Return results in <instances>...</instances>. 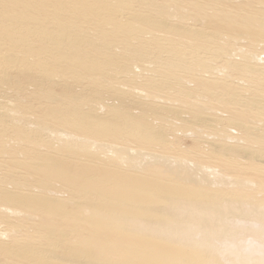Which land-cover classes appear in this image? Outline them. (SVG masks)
<instances>
[{
	"label": "rangeland",
	"instance_id": "374dc122",
	"mask_svg": "<svg viewBox=\"0 0 264 264\" xmlns=\"http://www.w3.org/2000/svg\"><path fill=\"white\" fill-rule=\"evenodd\" d=\"M116 1L119 7V13L116 14L117 22L141 30V35L144 41L149 43L150 49L135 54L136 50L132 48V53L122 57L121 55L125 52L120 45H114L110 51H104L117 56L119 61L127 60L129 64L138 67L132 74L120 70L117 66L103 67L106 73L112 74L110 80L112 86L124 89L123 91L127 90V94L121 95L113 90L98 91L103 84L101 81L96 86L89 84L86 80L83 84L68 83L63 80L48 83L33 73L21 72L22 75H20V72L13 67L2 70L0 72V84H2L0 85V125L3 129L7 128L3 132L6 135L5 139L13 136L12 130L16 127L24 129L28 134L31 129L41 126L40 124L33 126L31 123L35 121L32 118L45 115V112L48 113L53 108L55 111H60L61 115L58 116L63 115L61 119L65 120L78 118L83 122H102L109 126L116 122L120 130L117 133L110 131L109 133L113 135L106 137H114V139L119 137L133 143L134 139L131 135L123 130L126 126L123 127L122 121H119L120 115H123L130 117L133 121H143L142 129L143 133L149 137L148 145L157 146L155 147L157 153L170 158L181 156L193 162L198 159L203 169L196 172L197 170L192 167L174 164L171 165L175 167L174 173L164 176L152 170L147 176L130 175L136 180L132 179L134 177L127 178L129 180L122 182L118 187L125 193L122 199L113 198L110 192L105 191V187L115 179L123 181L125 178L111 173L108 169L111 167L103 162L105 160L102 156L93 157L95 160L90 159L91 162L78 157L80 164L83 167L86 166L84 170H79L80 165L71 166V162L74 164L71 160V146L60 138L56 131L61 127L67 128V124L64 125L61 121L54 123L48 121L49 126H41L39 134L31 136L34 138L36 148L41 144H47L51 148L58 149L55 154H46L52 158L44 162L45 171L51 175L52 180L40 181L32 175L25 177L22 183L33 189H42L57 183L65 186L66 190H70V194H55L62 198V201L51 202L48 208L40 203L35 205L34 208L41 211V218L48 214L49 220L57 222L56 225L50 223L43 224L44 227L34 224L30 226L26 223L20 225L22 228L19 233H11L8 240L5 238L3 241L0 240V264L6 262L15 264L18 260L27 261L30 264H41L48 257L53 258L52 255L55 259H60L63 264H264V183L246 184L248 187L238 188V185L242 184H235L228 176L238 169H243L246 173L248 170L254 172L251 178L258 176L264 178V124L261 123L264 122V35L253 42L250 39L247 40L245 35H241L236 37V42H233L229 39V32L226 31L225 34L221 32V26L226 19H217L211 15L196 18L195 14L199 6L216 8L219 1L190 0L192 4L185 3L178 7L170 6V0H150L148 3L143 0ZM231 5L241 10V14L249 9L237 1ZM181 7H185L183 10L187 15L179 17ZM258 8L251 7L248 13L261 14ZM232 20L234 25L241 23L236 17ZM153 44H158L162 48L177 45L181 53L157 51ZM220 47H227V50L248 49L260 54V59L254 58L250 62L240 64L238 56H235L236 59L233 57V60H229L230 54L227 56L217 52L214 54ZM91 53L95 54L92 51ZM236 62L238 65L235 66ZM223 63L233 64L236 71L230 70L231 73L228 74V69V73H225L220 69ZM244 69L248 71L245 73ZM228 75H231L229 80L233 78V81L238 84L246 85L250 79L252 82L249 86L250 90L247 85L244 89L247 92L238 87L235 92H224L223 89L229 82L226 79ZM250 76L252 78H249ZM37 78L40 82H37ZM197 78L216 80L220 83L218 85L223 87L203 93L196 89L195 79ZM239 87L242 88V86ZM131 89L137 92L129 96L128 91ZM145 90L156 93L159 98L154 100L144 97L140 91ZM31 93H37L39 97H29ZM45 93L60 100L62 111L57 110L55 107L57 104L49 108L45 107L49 103L40 95ZM239 93L243 95L240 103ZM199 95L210 102L216 110L226 106H229L228 109H232L233 106L241 108L244 106L251 118L259 125H251V128L241 120L229 125L210 114L196 113L187 102L195 100ZM70 98L73 101L76 100V104L82 105L85 112L83 116L72 115L65 111L67 106H70ZM243 101H247L245 105ZM226 102L229 105H225ZM106 103L107 106H111L109 110L106 109L109 112L95 110ZM94 106V109H89ZM10 108H14L11 113L8 112ZM115 112H119V115ZM68 114L70 116H67ZM175 126H177L176 129ZM238 129L244 136V149L231 148L230 144H224L222 139L218 140L219 138L215 136L216 133H220L236 137L239 135ZM71 131L78 135H82L81 131H90V135L99 138H105L102 134L107 133L101 132L93 125L76 130L71 127ZM120 139L115 141L121 142ZM20 145L23 148L24 143L20 142ZM39 159L40 161L31 163L42 164L44 157ZM27 163L20 161L19 165L27 168ZM98 163L101 164L98 165ZM178 166L182 168L180 171ZM34 167V171H29L28 168L27 170L38 175L39 167L35 164ZM220 168L228 169L229 174L219 176L215 171ZM177 172L180 175L176 174ZM210 173L217 174L218 177ZM5 176V173L0 170V180L8 185L4 180ZM38 176L43 175L40 172ZM84 182L92 188L84 189L81 185ZM10 188L11 186L8 185L4 190L8 193L4 192L2 195L13 196L9 193ZM81 189L86 192L85 197L93 200V204L85 205L79 200L78 192ZM199 190L203 199L200 202L192 200ZM147 195L154 197V199L151 198L153 203L148 202ZM34 196V199H39L37 194ZM13 197L15 198L13 202H16L18 199ZM58 203L64 211L57 209L56 212ZM13 204L21 209L25 207L19 204V200ZM51 206L54 208H50ZM93 207L102 213L98 217L92 215V218L103 220L102 224L107 227L100 228L94 226L95 223H86L81 220L71 222L72 216H78L81 212L87 216L86 213ZM84 209L88 211L83 213ZM167 211L168 213H165ZM18 219L20 218L12 217L7 222L12 224V221ZM0 222H2L1 230L7 227L6 220ZM78 233L89 236V242L78 243L74 238ZM169 238L170 240L167 241ZM51 248L54 249V253L49 255L48 250Z\"/></svg>",
	"mask_w": 264,
	"mask_h": 264
},
{
	"label": "bare ground",
	"instance_id": "6f19581e",
	"mask_svg": "<svg viewBox=\"0 0 264 264\" xmlns=\"http://www.w3.org/2000/svg\"><path fill=\"white\" fill-rule=\"evenodd\" d=\"M143 1L145 3H148L150 0H143ZM170 1H171L170 6H174V7H178L180 5L182 6L185 3L192 4L191 2H189L190 0H170ZM191 1H195V0H191ZM210 1H215V2L219 1V5H217L216 8H203L199 6L195 14L196 18L200 16L208 17L211 15L217 19L219 18H221L222 20L226 19L225 22H223L224 25L221 26V32H223L224 34L226 31L229 32L230 33L229 39L233 42H236L237 41L236 37L237 36L241 37V35H245V38H247V40L250 39L252 42L257 40V38L263 37L264 35V0H258V1L255 0L256 2L253 0H210ZM236 1L239 3H242V5L244 4V6L249 9L246 10L245 13L243 12V14H241L240 12L241 10L239 11V9L231 5V4H235ZM186 7L189 8V6H186ZM251 7L252 8L259 7L258 9L261 12V14L259 13V14L251 15V13H248L251 10ZM184 8L185 7H181V10H180L181 13L178 14L179 17L182 15L184 16V14L187 15L186 11L183 10ZM118 10H119V7L117 5L116 0H0V72L2 70L5 71L13 67L14 69L20 72V75H22L21 72H29L31 74L33 73L36 77L43 78L44 82H48V83H55V80H63L68 83L78 82L80 84H83V81L86 80L88 81L89 84L96 86V84L99 83V81H101L103 84L98 89V91L100 90L101 92H104V91L107 92L109 90H113V92L121 94V95L127 94L126 93L127 90L123 91L124 89L121 90V89H118L112 86V82H110V80L112 79L111 78L112 74L106 73V70L104 71L103 67L117 66L120 70L125 71V72L126 71L131 72V74L134 73L133 70L134 69L136 70V68L138 67L136 65L129 64L127 60L119 61L116 58L117 56H114L110 53H104V51L105 50L110 51L114 45H120L124 49L123 52H125L124 54L121 55L122 57V56L128 55V53H132L133 52L132 48L136 50L134 51L135 54L136 53L140 54L150 49H149V43L144 41L143 36L141 35L142 34L141 30H136L130 26H125L117 22L116 14L119 13ZM234 17L240 20L241 22L240 25H234V22L232 20V18ZM153 46L155 50L157 51L166 50L167 53L169 51H175L177 53H181L177 45L176 46L168 45V47L166 48H162L158 44H153ZM95 47H98V48H95ZM226 48L227 47H220L215 50L214 54H216V52L217 54L226 55V56L230 54L229 60H233V57L236 59L235 56H238V60L240 64L250 62L251 59H254V58H256V60L260 59L259 58L260 54L255 53L254 51H250L248 49L243 50V49L231 48L230 50H227ZM91 51L95 54H92ZM107 54H109L110 56H108ZM234 65L235 66L238 65V62H236V64ZM234 65L233 64L226 65V63H223L220 69L223 70L225 73H228L229 71L228 74H230L232 70H235ZM247 71H248L247 69H244L245 73ZM230 77L231 75H228L226 77V79H228L229 82L227 83L226 87L223 89L224 92H235L237 91V87L241 90H244L245 88H247V85L249 88V86L252 83L251 80L249 79V82L246 85L238 84L235 81H233V78H231L232 80H229ZM38 78H37V82H40L38 81ZM249 78H252V76H250ZM207 79H203V78L195 79L196 89H198L199 91L201 90V92L205 93L206 91L213 90L214 88L217 89V88L223 87L221 85H218L220 84L218 81L207 80ZM113 80H116V79H113ZM6 85L7 84H5V86ZM45 85L46 84H44V86ZM239 86H242V88H240ZM199 88H203V89H199ZM244 91L247 92V90H244ZM133 92H134V89L129 90L128 95L130 96V94ZM140 92H142L144 94V97L146 98H153L154 100H157L159 98L158 95L154 92H149L146 90L140 91ZM48 93H45V94H48ZM36 94L37 93H31L29 94V97L35 98L39 95V94L37 95ZM45 94H40L44 97L43 99H45L46 102L49 103V105L45 107L49 108V106L57 104V106L55 107L57 108V110H61V104H59L61 103L60 100H58L55 96H50L49 94L48 95H45ZM239 95L241 99H239L238 101L240 103V100H243L242 98L243 95H241L240 93ZM197 97L198 98H196L195 100H189L188 102L186 101L190 106L193 107V110L196 113L203 114V115L204 113L210 114L213 117L220 118V120L222 119L223 123L225 122L229 125L234 124L235 121H240V120L244 121L243 123H245L248 126L259 125L251 118V116L249 115L248 111L246 110L244 106H242V108L240 106L238 107L230 106L232 109H228L227 107L229 106H226V107H222L216 110L214 107H212V104L208 102L205 98H203L200 95ZM75 101L71 99L70 106L69 107L67 106V109H65V111H68L72 115L81 114L83 116L85 112L83 111L84 109L82 105L76 104ZM246 102L247 101H243L244 103L243 105H245ZM225 105H229V104L226 102ZM110 107L107 106V103H106V104L100 105V108H95L94 106V107H90L89 109L92 110L95 108V110L107 111L109 110ZM13 110L14 108H10L8 112L11 113ZM115 113H117L116 115H119L118 114L119 112H115ZM58 115H61V112L55 111V109L51 108L48 113L45 112V115L43 114L39 117L32 118L33 121L35 122L31 124L33 126L34 124L36 125L40 124L43 127L50 125L48 121H53L52 123H54L55 121H61L64 125L67 124L66 125L67 128L61 127L60 129L56 131L58 132L60 138L64 139L66 142H68L67 144L71 146V149H70L71 150V160L75 164L74 165L71 162V166L76 167L80 165L79 170L81 169L84 170L86 166L83 167L82 164H80V160L78 159V157L83 158V159L85 158L89 162H91L90 159L95 160L93 157L97 158L98 156H102V158L105 160L103 162L108 163L109 164L108 166L111 167V169L108 168L111 171V173L118 174L120 175L119 177L125 178L123 179V181H118L115 179L112 182H109L107 186L105 187V191L110 192L113 198L122 199L125 193L123 192V190H121V188H118V187L120 186L122 182L129 180L127 178L134 177L130 175H146L147 176L148 172L152 170L155 172L157 171V173H159L160 176H164L165 174L174 173L173 169L175 167L171 166L174 164L176 165L179 164L180 166L186 165V167H192L194 170H197L196 172H199L201 171V169H203V166L200 165V162L198 159H196V161L193 162V160H186L184 157H181V156L177 158H170V157L161 155L160 153H157L156 152L157 150L155 148L157 146L152 147L150 146V144L148 145L149 137H147V135L143 133V129H142L143 121H133L130 117L120 115L119 121L120 122L122 121L123 127L126 126L123 129L125 130L124 132L128 135H131V138L134 139V141H132L133 143H131L124 139H120L119 137L117 139H120L121 142L115 141L117 139H114V137H106V136L113 135L109 133L110 131H114L115 133H117L120 130L116 122L109 126V124L102 123V122H99V123L94 122V121L83 122L78 118L70 119L68 117L69 120H65V119H61L63 115L62 116H58ZM67 116H70V115L68 114ZM61 122L59 123L58 127H60ZM222 122L220 121V123ZM261 123L264 124V122H261ZM88 125L95 126V128H98L101 132H107V133L102 134V136H104L105 138L95 137V135L92 136L90 135L91 133L90 131H85L86 133L84 131H81L82 135H78L71 131V127L74 130H76L78 128L83 129L84 126H88ZM41 126H37L36 128L31 129L30 133L28 132V134L26 133L27 131H25L24 129L13 127L14 128V129L12 128L13 136L5 139L6 135L3 132L7 128L5 127V129H3V127L0 125V133H1L0 134V170L3 171V173H5L6 176L4 180L7 181L9 186H11L10 188L11 191H9V193H11L13 196H15L19 200L20 205L25 206L24 208L21 209L13 204V203L18 202V200L16 202H13L15 200L13 196L2 195L4 192L8 193V191H4L7 189L8 185L3 183L0 180V218L1 220L2 221L6 220L7 222V220H9V218H12V217L14 219L20 218L18 219L20 221L11 220L12 224H9L7 222L6 223L7 227H5L3 230H1L2 222H0V240L1 241H3L4 238L7 239L9 235L11 236V233L12 234L19 233L20 228H22L20 225H24V223L30 226L33 224L40 225V227H44L43 224L49 225V223L51 225H56L57 222L49 220L48 214L43 215L44 218H41L42 216L40 215L41 211L35 209L34 206L40 203L44 206H47L48 208L49 203L54 202V201L60 203L62 201V198L55 196V194L57 193L70 194V190H66L65 186L61 184H57V183H52L48 185V187L42 188L44 190L33 189V188H30L27 184L22 183L25 181L24 180L25 177H29L32 175L34 178H37V180H40V181L52 180L51 175L46 173L45 171L46 168H45L44 162L46 160L51 159L52 157H50L49 155L55 154V152H57L58 149L54 147L51 148V146L47 144H41L38 148L35 147L36 143L32 136H37L39 134V131H41L40 130ZM176 128L177 126H175V129ZM228 128H232V127H228ZM50 132L52 131L50 130ZM215 136L216 138H219L218 140L222 139L224 144H227V145L230 144L232 146L231 148L237 149V148L242 147L241 149H244L243 147L245 146V142H244L245 140L240 130H239V135H237L236 137H232L230 135H225V134H220V133H216ZM20 142L24 143L23 148H21ZM46 154H49V155H46ZM41 157H44L42 164L34 163L35 165L39 167L38 168L39 170L37 169L38 175L40 174V172L43 175V176H38L36 175V173L29 172V171H34L35 169L34 164L31 162H38L40 161L39 158ZM20 161L28 162L27 168L29 171L27 170L26 167H21L19 165ZM98 162H102V161H98ZM100 164L101 163H98V165ZM178 169L180 171V169L182 168L178 166ZM215 172L218 173L219 176L224 175L226 173L229 174V170L224 169V168H220ZM176 174L180 175V173L178 172ZM210 174L212 176L218 177L217 174H214V173H210ZM252 174H254V172L251 170H248L246 173L243 171V169H238L237 171H234L228 176L231 177V179L235 182V184L236 183L242 184V185H238V188L248 187L246 186V184L260 185L264 183L263 177L253 176L256 178H251ZM132 179L136 180L135 177ZM81 185L84 189L92 188L91 185L85 182L82 183ZM78 193H79V198H80L79 200H81L85 205L86 203L89 205L90 203L93 204V200L89 199V197H85L86 192H84L82 189ZM35 194L38 195L37 198L39 199L37 200L34 199ZM147 196L149 197L148 202L153 203L152 199H154V197L152 198V196L150 195H147ZM202 199H203V195H201V192L199 190L195 193V196L192 200L200 202ZM59 203L56 205V212H57V209L64 211V209H61L59 207ZM162 205H165V204L162 203ZM50 208H54V207L51 206ZM87 211L88 209L87 210L84 209L83 213H86ZM101 213L102 212H100L99 209H96L93 207L91 211L86 213L88 214L87 216H84L82 212L78 216H72L71 219L72 218L73 219L71 222L75 223L81 220L86 223H95L94 226L101 228V226H104L102 224V222L104 221L101 219H97L95 217L92 218V215L93 216L95 215L96 217H98L101 215ZM165 213H168V211ZM172 216L174 217L175 215H172ZM102 219H103V216H102ZM174 219H177V218H174ZM104 227H107V226H104ZM168 233H169V230H168ZM88 237H86V234L81 235V233H78L76 237L74 236L75 240L80 244H87L89 242ZM169 240L170 238L167 241ZM53 251L54 249L52 248L49 249L48 250L49 255L53 254L54 253ZM52 257L53 258L48 257V259L45 260V262L41 264L61 263L60 259L59 260L58 258L55 259L54 255H52ZM4 264H7V262ZM15 264H30V263H28L27 261L18 260L15 262Z\"/></svg>",
	"mask_w": 264,
	"mask_h": 264
}]
</instances>
